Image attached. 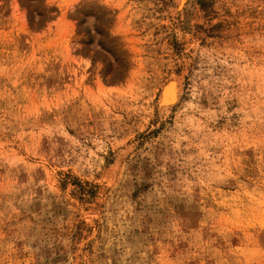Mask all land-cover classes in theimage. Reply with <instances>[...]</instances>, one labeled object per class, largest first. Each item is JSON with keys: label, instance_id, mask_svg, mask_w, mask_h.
<instances>
[{"label": "rangeland", "instance_id": "374dc122", "mask_svg": "<svg viewBox=\"0 0 264 264\" xmlns=\"http://www.w3.org/2000/svg\"><path fill=\"white\" fill-rule=\"evenodd\" d=\"M0 264H264V0H0Z\"/></svg>", "mask_w": 264, "mask_h": 264}, {"label": "bare ground", "instance_id": "6f19581e", "mask_svg": "<svg viewBox=\"0 0 264 264\" xmlns=\"http://www.w3.org/2000/svg\"><path fill=\"white\" fill-rule=\"evenodd\" d=\"M179 87L180 86H178L176 82H171L169 86L164 90V106H172L178 102L181 92V89Z\"/></svg>", "mask_w": 264, "mask_h": 264}]
</instances>
